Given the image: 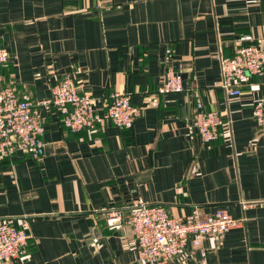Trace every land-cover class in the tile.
<instances>
[{
	"label": "crops",
	"instance_id": "obj_1",
	"mask_svg": "<svg viewBox=\"0 0 264 264\" xmlns=\"http://www.w3.org/2000/svg\"><path fill=\"white\" fill-rule=\"evenodd\" d=\"M251 35L264 46V0H0V84L23 99L50 95L71 75L81 92L130 94L142 113L114 126L97 107L93 130L71 133L45 113L42 158L0 159V219L28 227L25 254L0 264H146L120 217L137 199L181 217L193 205L225 208L244 223L206 242V259L187 251L169 264H264V71L238 96L220 89V58ZM168 68L183 90L159 94ZM195 101L225 123L204 146L191 127ZM241 201L251 203L247 207Z\"/></svg>",
	"mask_w": 264,
	"mask_h": 264
},
{
	"label": "built area",
	"instance_id": "obj_2",
	"mask_svg": "<svg viewBox=\"0 0 264 264\" xmlns=\"http://www.w3.org/2000/svg\"><path fill=\"white\" fill-rule=\"evenodd\" d=\"M8 57V51L0 46V72ZM263 71L264 46L251 35H243L237 39L233 53L220 58V89L226 97L238 96L250 77ZM182 90L180 72L166 69L160 76L157 92L168 94ZM102 104L106 118L120 129L129 128L142 113L141 107L132 103L129 93L112 91L106 98L94 97L81 92L69 74L54 82L48 97L37 100L23 99L12 86L0 84V159L16 152H27L34 159L43 157L45 113L55 110L68 131L77 133L95 129L97 107ZM252 116L264 125V99L254 107ZM224 123L220 111L206 110L200 101H195L191 127L202 145L210 146L216 141ZM250 204L241 201L243 207ZM117 217L131 228L135 242L132 258L146 264H169L187 251L196 252L204 263L209 238L222 237L245 220L232 216L225 208L206 212L199 205H193L184 216L174 217L165 206L148 204L141 199H137L125 214L110 211L108 224L112 225ZM29 237L24 223L19 226L11 219H0V261L21 258Z\"/></svg>",
	"mask_w": 264,
	"mask_h": 264
}]
</instances>
